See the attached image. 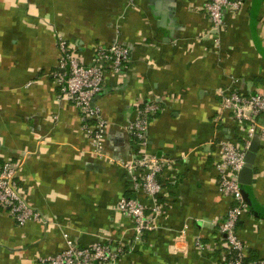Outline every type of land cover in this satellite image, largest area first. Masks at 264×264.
I'll use <instances>...</instances> for the list:
<instances>
[{
  "label": "crops",
  "instance_id": "crops-1",
  "mask_svg": "<svg viewBox=\"0 0 264 264\" xmlns=\"http://www.w3.org/2000/svg\"><path fill=\"white\" fill-rule=\"evenodd\" d=\"M207 0H0V162L20 164L18 186L40 221L17 226L0 209V264H38L71 242H123L117 264H224L220 225L231 200L217 189L220 146H244L247 131L222 109L221 91L243 96L264 86V0L226 15L216 33ZM58 37L83 65L118 42L128 61L106 69L94 103L107 122L105 158L92 154L80 112L59 98L52 73ZM218 40V41H217ZM102 64V63H101ZM155 102L147 153L173 159L159 176L163 212L156 230L136 236L116 206L123 197L152 202L129 187L117 163L137 142L128 133L137 110ZM259 124L264 126V115ZM253 166V198L264 209V139ZM112 160V161H111ZM245 264L264 259V218L248 212L237 226ZM200 247H199V245Z\"/></svg>",
  "mask_w": 264,
  "mask_h": 264
},
{
  "label": "built area",
  "instance_id": "built-area-1",
  "mask_svg": "<svg viewBox=\"0 0 264 264\" xmlns=\"http://www.w3.org/2000/svg\"><path fill=\"white\" fill-rule=\"evenodd\" d=\"M250 1L207 0L204 12L211 21L212 29L219 33L224 29L226 15L236 14ZM57 42L59 61L52 76L59 87V98L79 110L82 129L91 141L92 154L100 159L105 158L104 140L108 124L94 101L103 89L106 69L120 71L128 61L129 51L118 42L98 47L93 63L85 66L67 40L58 37ZM220 95L222 109L230 113L237 124L244 125L247 131V139L242 148L227 141L221 144L220 161L215 166L217 189L231 200V206L220 225V234L227 250L224 264H245L244 246L238 236L237 226L248 212V206L241 192L238 175L245 166L246 152L256 134L259 133V139H264V126L258 121L264 115V86L260 92L250 96H243L236 91H221ZM158 112L159 107L155 102L142 104L137 110L136 119L127 128L128 133L136 140L137 147H134L127 160H114L128 174L131 182L129 188L143 193L152 202L150 214L146 212V206L137 199L123 197L116 206L119 212L133 222L132 229L136 236L156 230L155 218L164 209L160 202L162 184L159 176L175 164L173 159L149 154L144 148L148 140L149 121ZM19 172V163L9 160L0 162V209L6 211L17 226H24L32 220L40 221L41 215L24 199L18 186ZM125 252L123 242L111 239H103L90 247H79L68 242L66 249L40 258L38 264H117ZM257 264H264V259Z\"/></svg>",
  "mask_w": 264,
  "mask_h": 264
},
{
  "label": "water",
  "instance_id": "water-1",
  "mask_svg": "<svg viewBox=\"0 0 264 264\" xmlns=\"http://www.w3.org/2000/svg\"><path fill=\"white\" fill-rule=\"evenodd\" d=\"M259 140L255 138L248 148L245 156V166L238 175V182L241 185L243 198L250 209L251 213L256 217L264 218V209L260 208L256 200L253 198L250 187L253 178V166L258 151Z\"/></svg>",
  "mask_w": 264,
  "mask_h": 264
},
{
  "label": "trees",
  "instance_id": "trees-1",
  "mask_svg": "<svg viewBox=\"0 0 264 264\" xmlns=\"http://www.w3.org/2000/svg\"><path fill=\"white\" fill-rule=\"evenodd\" d=\"M262 116V115H261ZM260 118V117H259ZM259 118H258V120H259Z\"/></svg>",
  "mask_w": 264,
  "mask_h": 264
}]
</instances>
